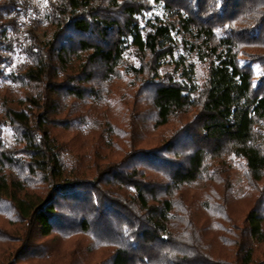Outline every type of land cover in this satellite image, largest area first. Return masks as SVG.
<instances>
[{
    "label": "trees",
    "instance_id": "trees-1",
    "mask_svg": "<svg viewBox=\"0 0 264 264\" xmlns=\"http://www.w3.org/2000/svg\"><path fill=\"white\" fill-rule=\"evenodd\" d=\"M27 9L0 0V264H264V0H48L8 75Z\"/></svg>",
    "mask_w": 264,
    "mask_h": 264
},
{
    "label": "rangeland",
    "instance_id": "rangeland-1",
    "mask_svg": "<svg viewBox=\"0 0 264 264\" xmlns=\"http://www.w3.org/2000/svg\"><path fill=\"white\" fill-rule=\"evenodd\" d=\"M28 4V9L24 14H21L20 16V26H19V34H16L15 32L11 35V43L8 42V44H11V50L7 52L8 62L6 66L4 67L5 73L8 75L12 74L13 71H18L21 68L24 67V65L27 62V58L24 55L23 52V42L25 41V37L27 35V28L31 23V20L35 17L45 18V14L47 12V5L48 0H21ZM162 14V11L154 7V10H152V13L148 14V19L151 21H155V16H160ZM39 33L41 36H43L44 39L51 37V32H49L47 29H44L43 27H40ZM181 54L176 55L175 57L169 58L167 63H165L162 67V72L168 73L175 71L180 77L182 74V68L180 63V56ZM131 60L134 62L135 65H138V63L135 61L133 57H131ZM242 63L244 62L241 59ZM195 74L193 75V79L196 83L202 84L204 82V78L206 75V66L200 63H195ZM257 74H260L261 70L257 65H254ZM186 77L182 75L180 77V81L184 80ZM0 86H3V83L0 82ZM3 138L7 144H13L15 135L13 134V131L8 127H3ZM231 159V158H230ZM238 160H231V164L234 167V170L232 172V178H233V184L235 186V194L238 197H241L244 194L245 189V179L242 176V172L239 170L238 167ZM8 218H6L5 215H0V226L4 228H9L8 224ZM48 243H51V240L47 241Z\"/></svg>",
    "mask_w": 264,
    "mask_h": 264
}]
</instances>
